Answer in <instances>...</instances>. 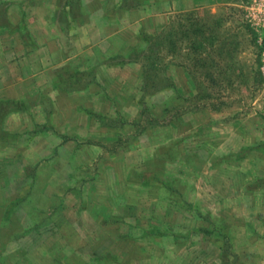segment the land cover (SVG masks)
I'll return each mask as SVG.
<instances>
[{
	"label": "crops",
	"instance_id": "1",
	"mask_svg": "<svg viewBox=\"0 0 264 264\" xmlns=\"http://www.w3.org/2000/svg\"><path fill=\"white\" fill-rule=\"evenodd\" d=\"M227 1L0 0V193L18 191L17 180L42 165L45 169L37 173L47 187L52 178H71L54 186L55 193L65 194L56 210L45 204L49 213L40 224L45 249L36 244L41 240L39 223L25 215L23 228L15 216L22 210L34 213L35 207L27 209L25 200L12 211L10 201L0 198V232L4 225L18 230L9 237L0 233V264H143L157 251L162 264V242L169 240L173 247L181 240L187 243L191 235H177L163 218L157 219L159 229L147 231L145 219L131 217L136 215L125 203L126 194L115 203L108 189L103 201L89 200L95 190L92 180L98 178L81 161L90 159L88 150L96 159H115L122 130L140 124L139 96L157 95H144L141 89L143 66L134 60V52L146 47L141 34L154 36L177 10ZM119 114L135 117L122 124ZM68 148L72 156H67ZM242 159L249 160L247 171ZM62 161L66 164L59 169L56 163ZM238 164L239 206L245 199L257 202L258 218L264 220V161L249 155ZM145 179L137 193L150 187ZM163 187L171 194L167 206H176L174 190ZM185 208L191 209L188 203ZM166 212L165 218L172 215L171 209ZM201 228L192 234L208 237Z\"/></svg>",
	"mask_w": 264,
	"mask_h": 264
},
{
	"label": "rangeland",
	"instance_id": "2",
	"mask_svg": "<svg viewBox=\"0 0 264 264\" xmlns=\"http://www.w3.org/2000/svg\"><path fill=\"white\" fill-rule=\"evenodd\" d=\"M196 8L205 9L203 16L211 31L216 26L214 18L222 19L217 35L225 41L223 48L229 52L227 63L231 68L226 64L215 87L211 86V72L203 76L207 87L202 89L203 99L198 77L181 68L169 67L165 73L174 88L164 89L154 97L139 96L140 124L122 130V143L114 147L118 152L116 160L96 159V153L86 152L90 159L81 162L90 165L98 178L97 182L96 178L92 180L95 190L88 197L91 201L100 198L103 201L109 189L113 201L118 203L126 194L125 203L131 204L136 215L131 217L145 219L147 231L159 229L161 223L157 219L163 218L162 223L174 225L177 235H191L187 243L181 240L183 243L179 241L175 247L169 240L162 242V264H264V220L258 218L259 205L245 199L239 206L241 190L234 180L239 158L255 155L264 161V0H229ZM178 11L172 12L168 22L160 26L167 25ZM162 27L158 26L156 33ZM141 36L147 40L152 35L143 32ZM219 101L223 104H218ZM213 104L217 111L211 109ZM130 116L117 117L123 124L133 122L135 114ZM106 138L110 140L112 136ZM111 143L107 144L110 149ZM67 150L68 156L72 152ZM242 162V169L247 171L249 160ZM65 164L62 161L56 166L62 169ZM42 166L30 171L27 179L17 180L18 191L13 192L12 188L10 193H0L1 199H7L4 202L10 201L12 211L15 204L19 207L25 200L27 209L35 207L36 212L22 210L15 214V219L22 222L23 228L25 215L39 223L41 240L37 245L45 235L40 227L49 213L45 204L56 210L64 200L65 194L55 193L54 186L60 180H71L52 178L47 187L37 173L45 169ZM143 178L150 187L145 193L141 190L137 193ZM163 186L174 190L172 198L177 200L176 206H167L171 194ZM183 201L191 209H186ZM168 208L172 215L165 218ZM239 215L242 218H237ZM251 220L256 233L251 229ZM202 226L208 229V237L192 234V229ZM12 228L4 225L5 230L0 233L9 237L18 232L16 227ZM42 244L45 249V242ZM17 245H12V249ZM176 247L179 249L174 252ZM159 257V251L151 253L143 264H159Z\"/></svg>",
	"mask_w": 264,
	"mask_h": 264
},
{
	"label": "trees",
	"instance_id": "3",
	"mask_svg": "<svg viewBox=\"0 0 264 264\" xmlns=\"http://www.w3.org/2000/svg\"><path fill=\"white\" fill-rule=\"evenodd\" d=\"M204 10L196 8L177 12L170 22L161 28V32L146 40L144 50L134 52V60L140 61L143 66L141 89L144 95H154L164 89L174 88L173 82L165 73L171 66L181 68L190 76L200 79V98H205L202 96V89L207 87L202 79L204 75L209 76L208 71L212 73L211 86L218 85V78L228 64L229 52L223 48L225 41H221L217 35L222 19L214 18L213 24L216 26L211 31L203 16V13H206ZM227 67L231 68V65L228 64ZM218 104L223 103L219 101ZM215 106H211L213 111L218 110ZM199 230L210 234L205 228Z\"/></svg>",
	"mask_w": 264,
	"mask_h": 264
}]
</instances>
